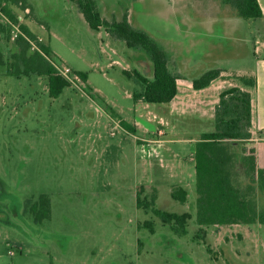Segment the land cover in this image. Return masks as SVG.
<instances>
[{
  "label": "rangeland",
  "instance_id": "1",
  "mask_svg": "<svg viewBox=\"0 0 264 264\" xmlns=\"http://www.w3.org/2000/svg\"><path fill=\"white\" fill-rule=\"evenodd\" d=\"M3 1L51 47V61L88 81L72 79L51 98L46 77L0 69V264H264V226L196 224V146L215 131L220 95L205 106L202 92L181 84L172 103H137L142 86L124 72L151 78L145 51L93 30L73 0ZM95 1L110 22L128 13L180 78L251 68L260 21L240 18L223 0ZM0 22L9 29V43L0 32L9 57L17 38L2 12ZM225 79V88L243 84ZM41 195L51 215L37 223L29 203ZM153 198L160 210L190 215L187 235L146 208Z\"/></svg>",
  "mask_w": 264,
  "mask_h": 264
},
{
  "label": "trees",
  "instance_id": "2",
  "mask_svg": "<svg viewBox=\"0 0 264 264\" xmlns=\"http://www.w3.org/2000/svg\"><path fill=\"white\" fill-rule=\"evenodd\" d=\"M89 26L96 31L104 29L110 36L124 41L131 49L146 52L152 64V77L148 78L138 71L131 75L142 86L141 92L134 93L135 102L149 104H169L178 95L180 77L169 67V56L145 31L136 29L125 13L121 21H108L102 14L95 0H73ZM236 10L244 20H258L263 11L258 0H223ZM14 2H16L14 0ZM17 3V2H16ZM26 9V8H25ZM1 12L13 23L19 25L22 35L13 43V53L6 57L0 50V69H5L6 76L16 78L33 75L46 77L51 98H59L67 87L72 86L51 61V47L35 35L31 29L19 22L9 6L0 0ZM0 32L6 33L10 42L7 26L0 22ZM72 71V70H71ZM86 84L88 75L73 72ZM222 71L213 69L193 80L195 90H203L220 79ZM244 83L252 86L253 81ZM215 131L201 136L196 146V224L200 227H225L233 225L264 226V166L258 165L256 150L245 147L242 151L233 149L239 143H248L252 139V97L240 87H232L220 94L219 104L215 109ZM124 126L129 125L123 122ZM185 202L188 192L179 190ZM177 192L173 198L179 199ZM30 210L37 223L49 219L51 200L48 195H41L35 203H29ZM138 206L142 207L138 195ZM156 200L147 203L146 208L169 225L174 231L185 236L188 234V214L170 213L155 207ZM148 225L150 223H147ZM150 226V225H149Z\"/></svg>",
  "mask_w": 264,
  "mask_h": 264
},
{
  "label": "crops",
  "instance_id": "3",
  "mask_svg": "<svg viewBox=\"0 0 264 264\" xmlns=\"http://www.w3.org/2000/svg\"><path fill=\"white\" fill-rule=\"evenodd\" d=\"M258 1L263 11V17L258 19L260 22L258 25H255L257 35L255 34L253 36V41H256V45L254 44L255 50L253 53L254 56L252 59L251 68L247 71H233L229 70L227 66H220L216 69L222 71V76L220 79L215 80L210 87L203 90H195L193 88V80L195 78L190 81L186 80L187 78H184V76L178 80V88L181 84H183L189 91L190 89H193L195 92H202V104L205 106L213 103V101L210 100L213 97L212 95H220L223 91L230 89V87L232 88V86L240 87L242 90L248 91L252 97V139L250 140L247 147H252L256 150L258 165L264 166V0ZM227 75H234L237 78H240L243 84H230V87L225 88V84L227 82L225 81V76ZM245 81H253L254 84L250 86L244 83ZM214 102V104H216L214 108L216 109L217 105L219 104V99L215 100Z\"/></svg>",
  "mask_w": 264,
  "mask_h": 264
},
{
  "label": "built area",
  "instance_id": "4",
  "mask_svg": "<svg viewBox=\"0 0 264 264\" xmlns=\"http://www.w3.org/2000/svg\"><path fill=\"white\" fill-rule=\"evenodd\" d=\"M0 13H1V10H0ZM8 20H9V18H8ZM9 21H10V20H9ZM10 25L13 26V34H14V37H13V38H14V39H16V38H18L20 35H22V32H21V30H20L19 25H17L16 23H13V22H11V21H10ZM55 66H56V68L60 71V73H61L65 78H67V79L70 81V83L73 84L72 79H78V81L81 82L80 78L77 77V76H74V75L72 74V71H71V70H69V69H62V68L59 67V65H56V64H55Z\"/></svg>",
  "mask_w": 264,
  "mask_h": 264
}]
</instances>
